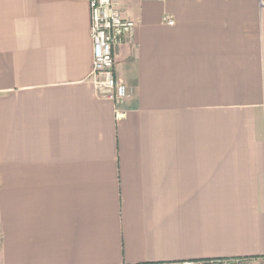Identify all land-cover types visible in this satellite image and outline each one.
I'll list each match as a JSON object with an SVG mask.
<instances>
[{
	"label": "crops",
	"instance_id": "0c3cea01",
	"mask_svg": "<svg viewBox=\"0 0 264 264\" xmlns=\"http://www.w3.org/2000/svg\"><path fill=\"white\" fill-rule=\"evenodd\" d=\"M114 2L120 105L86 2L0 0V264H264V0Z\"/></svg>",
	"mask_w": 264,
	"mask_h": 264
},
{
	"label": "built area",
	"instance_id": "2783aa9c",
	"mask_svg": "<svg viewBox=\"0 0 264 264\" xmlns=\"http://www.w3.org/2000/svg\"><path fill=\"white\" fill-rule=\"evenodd\" d=\"M88 4L90 15V36L92 41L91 82L96 96L113 102L123 103L127 95L122 92V84L115 75V55L123 40L134 29V22L125 19L114 0H78ZM168 26H173L170 17L163 18ZM239 261L227 259H202L186 261L182 264H232Z\"/></svg>",
	"mask_w": 264,
	"mask_h": 264
}]
</instances>
